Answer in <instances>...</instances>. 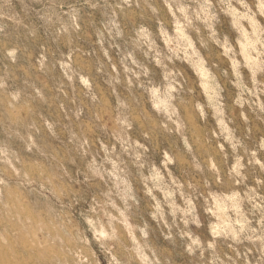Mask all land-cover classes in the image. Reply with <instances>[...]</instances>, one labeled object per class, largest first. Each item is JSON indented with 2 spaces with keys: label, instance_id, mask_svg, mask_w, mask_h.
<instances>
[{
  "label": "rangeland",
  "instance_id": "rangeland-1",
  "mask_svg": "<svg viewBox=\"0 0 264 264\" xmlns=\"http://www.w3.org/2000/svg\"><path fill=\"white\" fill-rule=\"evenodd\" d=\"M0 250L264 264V0H0Z\"/></svg>",
  "mask_w": 264,
  "mask_h": 264
},
{
  "label": "bare ground",
  "instance_id": "bare-ground-1",
  "mask_svg": "<svg viewBox=\"0 0 264 264\" xmlns=\"http://www.w3.org/2000/svg\"><path fill=\"white\" fill-rule=\"evenodd\" d=\"M26 239V238H25ZM28 240H29V238H28ZM23 241V240H22ZM26 241V240H25ZM30 241V240H29ZM27 242V241H26ZM26 242H24V248H25V250H32V247H33V245L31 246V248H28L29 247V245L31 244H26ZM36 243V242H35ZM13 248V247H12ZM12 248H10V249H12ZM14 249V248H13ZM22 249H23V246H22ZM40 249V248H39ZM39 249H37V248H33V250H34V252L32 253L34 256L36 255V256H40V253H42V252H40L41 250H39ZM1 251V250H0ZM3 251V250H2ZM2 251H1V253H2ZM9 252H11L10 250H8ZM15 251V250H14ZM9 252H8V254L7 255H9ZM12 252H13V250H12ZM11 252V253H12ZM25 252H27V251H25ZM29 252V251H28ZM0 253V261H2V263L3 264H15L13 261H12V259L13 258H11V256L9 257L10 259H11V261L10 260H6V259H4L5 258V256L6 255H4V257H3V254H1ZM3 253H4V251H3ZM10 253V254H11ZM17 253H19V255L22 253H20V252H17ZM15 254V253H14ZM29 254H31V252H29ZM13 255V254H12ZM22 255V254H21ZM24 255H25V253H24ZM23 256V255H22ZM42 256H43V254H42ZM13 257V256H12ZM16 257V256H15ZM14 257V258H15ZM20 257V256H19ZM7 258V257H6ZM18 257H16V259H17ZM22 258V257H21ZM27 258V257H26ZM39 258L40 257H38V259L37 260H39ZM44 258V257H43ZM8 259V258H7ZM20 259V258H19ZM27 259H29V258H27ZM27 259H20V260H18V261H15L16 263L18 262L19 264H37V262L36 261H33L34 259L32 258V260L31 259H29V260H27ZM52 259V258H51ZM42 260V259H41ZM44 260V259H43ZM43 260H42V262H43ZM32 261V262H31ZM47 261H49V260H47ZM55 262V261H54ZM1 263V264H2ZM17 263V264H18ZM55 263H57V262H55ZM39 264V263H38ZM41 264V263H40ZM44 264V263H43Z\"/></svg>",
  "mask_w": 264,
  "mask_h": 264
}]
</instances>
